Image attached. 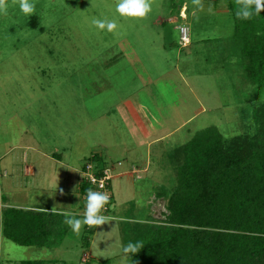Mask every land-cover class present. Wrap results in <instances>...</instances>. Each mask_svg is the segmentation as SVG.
<instances>
[{
  "label": "rangeland",
  "instance_id": "1",
  "mask_svg": "<svg viewBox=\"0 0 264 264\" xmlns=\"http://www.w3.org/2000/svg\"><path fill=\"white\" fill-rule=\"evenodd\" d=\"M228 1L202 0L196 10L192 0H153L145 19H132L116 13L117 0H30L31 15L8 0L7 15H0L1 196L15 206L22 199L52 208L71 203L57 211L82 219L79 170L92 162L101 170L114 167V200L107 225L83 226L76 234L65 224L51 245L43 242L52 237L40 232L28 235L36 240L32 246L1 237L0 264H134L136 253L123 248L129 242L144 247L148 229L166 224L169 197L159 192L172 193L184 158L174 148L208 127L227 140L255 134L248 112L263 96L216 40L233 33ZM181 2L189 8L185 19ZM94 18L114 19L118 28L99 30ZM184 23L191 33L186 47L179 42ZM130 103L139 105L152 132L143 143ZM160 136L164 141L147 147ZM42 152L62 154L73 167L71 178L49 164H41L39 176ZM34 164L35 177L28 172ZM0 208L1 221L3 203Z\"/></svg>",
  "mask_w": 264,
  "mask_h": 264
},
{
  "label": "trees",
  "instance_id": "2",
  "mask_svg": "<svg viewBox=\"0 0 264 264\" xmlns=\"http://www.w3.org/2000/svg\"><path fill=\"white\" fill-rule=\"evenodd\" d=\"M237 7L235 0L228 1L233 33L216 40L219 51L229 54L226 60L236 59L243 79L263 96L248 112L255 134L227 140L217 127H208L174 148L184 158L172 193L159 192L169 197L166 224L148 229L151 240L136 253L134 264H264V11L243 20L236 17ZM82 189L86 195L89 186L83 183ZM48 216L5 209V234L20 244H36L28 235L36 237Z\"/></svg>",
  "mask_w": 264,
  "mask_h": 264
},
{
  "label": "clouds",
  "instance_id": "3",
  "mask_svg": "<svg viewBox=\"0 0 264 264\" xmlns=\"http://www.w3.org/2000/svg\"><path fill=\"white\" fill-rule=\"evenodd\" d=\"M13 4H19L20 10L25 15L34 13L35 5L30 0H12ZM196 10L203 9L202 0H192ZM237 7L236 17L238 19L248 20L253 15H259L264 11V0H235ZM153 0H117L115 11L120 17L132 19H145L152 11ZM9 3L8 0H0V15H7ZM92 24L99 30H107L115 32L118 28L116 20L108 19H93ZM62 191V190H61ZM86 205L83 213V218H76L75 215L67 210L57 212L53 207V213L65 217L64 223L67 224L73 232L79 234L83 226L102 227L107 225L113 218L103 214L106 205L109 202V195L105 192L96 191L92 188L86 190ZM143 245L140 242H129L124 248L125 254H135L140 251Z\"/></svg>",
  "mask_w": 264,
  "mask_h": 264
},
{
  "label": "crops",
  "instance_id": "4",
  "mask_svg": "<svg viewBox=\"0 0 264 264\" xmlns=\"http://www.w3.org/2000/svg\"><path fill=\"white\" fill-rule=\"evenodd\" d=\"M129 112L131 113V115H132V117H133V119L135 121V125H137V127L139 128L140 137L142 136V134L144 136V137H141V139L142 138L148 139L149 135L150 136L152 135V132L150 133V130L151 129L149 130L148 120L142 114L139 105L135 103V105L134 106L132 105V107H131V103H130ZM164 139H165L164 136L163 137L160 136V137L153 138L150 142H148L149 145H147V147H152V145L154 143H159L161 141H164ZM139 142L140 143H143V139L142 140H139ZM149 152H150V150H149ZM39 162H40V165H39L40 166V168H39V171H40L39 176H42L41 164L44 167H46L49 164L51 167H54L56 171H57V169H56V166L57 165H59L61 167H64L67 170V174H66L67 176L66 177H68V175L70 177V173L73 170V167L70 164L65 163L63 161L62 154H54V156H52V155H49L48 153H43L42 152V153H40ZM30 168L31 169H28V172L35 177V175L37 173V171H35V170H37V165L36 164L31 165ZM82 171H83V169L81 168L79 170V174H80L81 181H80V184L77 187V190L76 191H77L78 194L81 195V198L83 199V201H86L87 198H86V195L83 193V189H82ZM5 175H7V172L6 171H5ZM0 177H1V173H0ZM65 181L67 183L68 180L65 179ZM9 200L10 199L9 198H6L4 195L1 196V193H0V205L2 206V203H3V205L5 206V209L15 208V209H20V210H25V211L44 212V213H46V214L49 215L48 217H46L44 219L43 226L40 225L36 229L38 232H40L41 234H43L45 236V238H47L49 235L52 237L53 234L54 235L61 234L62 236L64 235V233L62 232V229H63V227L65 225V223H64L65 217L62 216V215L53 213L51 211L52 207L50 205H31V204H28L27 202L24 203V201H22L24 199H22L21 202L18 203V205L15 206V205H11V202ZM69 206H71V203H69L65 207H63V206L60 207V206H57L56 205L55 208L56 209H59V208L60 209H64V208H69ZM2 213H3V211L1 212V214ZM83 213H84V211H83ZM83 213H80L78 215L83 216ZM85 227L87 229L88 226L85 225ZM57 228H59V229L57 230ZM67 229H64L65 230L64 231L65 233H66ZM59 230H61V231H59ZM36 234H37L36 236L39 235L38 233H36ZM1 237L8 238L6 236V234H5V226L3 225L2 220L0 221V240H1ZM8 239H10V238H8ZM51 239H52V241L54 243L60 241V240H57L56 237H55V239L52 237L50 239H47L46 242H43V244L44 245H48V244L51 245L52 243L49 242ZM89 252H91V250ZM34 260H36V259H34ZM39 260H42V259H39ZM44 261H46V260H44ZM55 261H56V263H53V264H66L65 261H62L61 262V260H58V259H56Z\"/></svg>",
  "mask_w": 264,
  "mask_h": 264
},
{
  "label": "built area",
  "instance_id": "5",
  "mask_svg": "<svg viewBox=\"0 0 264 264\" xmlns=\"http://www.w3.org/2000/svg\"><path fill=\"white\" fill-rule=\"evenodd\" d=\"M181 9H182L181 10L182 13L180 12V16L183 19H185L187 8L186 6H183V8ZM179 29H180V40H179L180 44L183 47L190 45L191 44V33H190L189 26L184 23L180 25ZM92 164L93 163L91 162L84 167V170H83L84 183L87 186H89V188H92L93 190L105 192L109 195L110 197L109 202L106 205L105 211L103 212L104 215H108V213L111 210V204L114 200V196L111 191V175H110V168L112 171L114 167L103 168L101 170V169L96 168L95 166L93 167L94 164L93 165ZM133 170L136 171L137 169L133 168Z\"/></svg>",
  "mask_w": 264,
  "mask_h": 264
}]
</instances>
